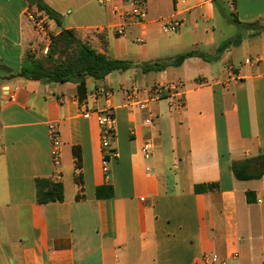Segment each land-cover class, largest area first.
<instances>
[{
    "label": "crops",
    "instance_id": "0c3cea01",
    "mask_svg": "<svg viewBox=\"0 0 264 264\" xmlns=\"http://www.w3.org/2000/svg\"><path fill=\"white\" fill-rule=\"evenodd\" d=\"M41 1L60 18L54 0ZM115 6L119 0L104 12L85 11L86 20L104 26L64 29L59 19L60 25L50 21V31L74 30L82 40L104 43L99 51L107 54L109 38L118 37ZM33 7L31 0H0V264H264V173L250 181L233 174L234 165L247 161L251 172L264 170V0H147L144 24L122 36L145 44L131 60L136 67L124 72L130 79L120 72L88 79L83 95L73 83L15 77L35 39L26 15ZM227 8L234 20L225 15ZM221 17L257 23L262 32L242 33L241 44L222 52L220 61L194 57L178 68L142 72V62L193 51L214 56ZM170 18L181 28L167 35L161 22ZM168 36L162 46L161 37ZM249 59L254 62L247 64ZM172 84L179 95L171 91L148 111L126 105L132 87ZM102 88L112 91L111 100L93 96ZM10 92H16L15 102ZM180 96L182 111L172 105ZM110 110L117 158L105 171L95 115ZM51 125L62 140L58 167L51 157ZM148 140L153 151L147 161L141 148ZM74 148L81 151L82 186L75 180ZM37 179L61 184L64 201L38 204ZM211 184L217 189L195 192ZM107 185L113 197L98 199L97 189Z\"/></svg>",
    "mask_w": 264,
    "mask_h": 264
},
{
    "label": "trees",
    "instance_id": "16d2710c",
    "mask_svg": "<svg viewBox=\"0 0 264 264\" xmlns=\"http://www.w3.org/2000/svg\"><path fill=\"white\" fill-rule=\"evenodd\" d=\"M39 9L45 10L52 20L60 25L56 13L49 7L43 4L41 0H31ZM235 24L239 29V34L234 39L221 45L214 56L207 55L201 52L193 51L179 55L178 57L167 60L158 61L151 64L139 65L144 74L151 72L160 73L166 69L173 67L178 68L190 58L198 57L204 61L210 62L212 59H218L222 52H225L231 45L238 46L243 41L242 33L252 32L261 33L262 29L257 23H241L235 20ZM60 37H64L67 41L69 49L67 50L64 62L56 63L49 69L45 61H38L27 55L23 61L21 72L15 77L22 78L29 81H39L45 84H68L73 83L78 86L79 94L83 95L87 92L86 82L88 79L94 81H103L109 75L120 72L124 73L136 67L131 61H123L113 59L107 54H102L99 50L91 47L87 43L78 39L74 30H63ZM1 82V79H0ZM75 159V180L77 184L82 186L81 168L82 156L79 148L73 149ZM264 170L259 172H251L250 162L247 161L241 165L233 166V174L239 181L257 180L262 177ZM217 189L216 184L196 186L195 192L202 193L214 191ZM114 194L113 188L110 185L99 187L96 191L98 199L112 198ZM36 195L37 203L40 205H47L56 202L64 201L63 186L58 183H53L49 180L37 179L36 180ZM251 193L247 194V199L250 202Z\"/></svg>",
    "mask_w": 264,
    "mask_h": 264
},
{
    "label": "built area",
    "instance_id": "2783aa9c",
    "mask_svg": "<svg viewBox=\"0 0 264 264\" xmlns=\"http://www.w3.org/2000/svg\"><path fill=\"white\" fill-rule=\"evenodd\" d=\"M120 6H115L114 10L118 17V23L114 27L115 35L118 37H122L126 34L127 29L133 25H142L144 24L147 18V0H119ZM97 2L106 7L110 5L113 0H97ZM27 18L32 23L34 30L38 35L47 37L50 32V21L52 20L48 13L45 10H41L38 7H33L29 9L26 13ZM162 31L164 34L172 35L179 32L181 28V23L174 18L165 19L161 22ZM247 64H251L252 62L247 60ZM229 72H232V68H228ZM180 87H176V85H157L147 89H139L137 87H132L126 93V105L130 109H134L137 107L141 112L148 111L150 108V104L153 102L161 101L166 96H168L171 91H176ZM10 102H15L16 92L7 93ZM177 96L179 94H176ZM95 98L99 96H104L109 101L113 98V93L109 89H96L93 93ZM173 107L179 111L185 109V103L181 96L178 100L173 102ZM92 116L91 112H87L84 115L85 119H90ZM96 118L98 124L101 128V147L103 151V155L105 158V171L106 165L117 158V151L114 148V142L116 140V119L114 116V112L112 110L106 112H97ZM144 125L146 127H151L153 125L151 118H146L144 120ZM50 131V140H51V157L52 162L55 167L61 165L62 159V140L59 135V132L56 129L55 125H51L49 127ZM142 154L145 160H150L152 157L153 144L151 141H146L142 148ZM147 171H150V168H147ZM213 262L216 259H212Z\"/></svg>",
    "mask_w": 264,
    "mask_h": 264
},
{
    "label": "rangeland",
    "instance_id": "374dc122",
    "mask_svg": "<svg viewBox=\"0 0 264 264\" xmlns=\"http://www.w3.org/2000/svg\"><path fill=\"white\" fill-rule=\"evenodd\" d=\"M54 1L56 2L57 6H59L60 8V11L58 12L60 16L59 19L61 20V26L64 29L68 27H79V26H89V25L101 26L104 24V23L90 22L86 20V17L84 16L85 11L88 9L95 10V12L99 10L103 12L105 11V8L101 6L97 2V0H91V1L54 0ZM86 2H88L86 7H83V9L80 10L81 8L79 7V5L84 4ZM225 15L229 20H234V17L228 8L226 9ZM221 19L222 22L217 24L216 33H217L218 42L220 43V45H223L230 41H234V39L239 34V29L235 24L224 20L223 17H221ZM76 37L78 39H81V37H79L78 35ZM172 37L173 36L161 37L160 39L161 45L162 46L165 45L169 39H172ZM109 40L110 41H109V46H108L109 48L107 54L111 58H115L118 60H123V61L135 60L138 52H140L145 48V44L136 42L135 38L129 36L125 38L110 37ZM82 41L87 43L91 47L95 48L96 50L105 48L104 43L101 42L94 43L88 39ZM66 43L67 41H65L64 37H60L59 35H54L52 34L51 31L49 32L48 38L38 35L37 32L35 31V39L33 40V45L31 48L32 50L29 52L28 55L29 57H32L35 60L45 61L46 66L49 69H51L54 66V64L64 62L67 54L65 52H67V50L69 49ZM231 46L232 48H234L235 45H231ZM221 58L222 56L218 59V61H220ZM249 61L254 62V60H250V59ZM144 63L145 62H142V64ZM125 75L128 74L121 73V76H123V78L130 79L129 76H125ZM151 76H154V74H151ZM131 83L133 84V82H129L128 86L131 85ZM134 84L140 88L141 83L139 81L137 83L134 82ZM114 93H117V90H115Z\"/></svg>",
    "mask_w": 264,
    "mask_h": 264
},
{
    "label": "water",
    "instance_id": "95a60500",
    "mask_svg": "<svg viewBox=\"0 0 264 264\" xmlns=\"http://www.w3.org/2000/svg\"><path fill=\"white\" fill-rule=\"evenodd\" d=\"M261 165V169L260 170H262L263 168H264V163H262V164H260Z\"/></svg>",
    "mask_w": 264,
    "mask_h": 264
}]
</instances>
